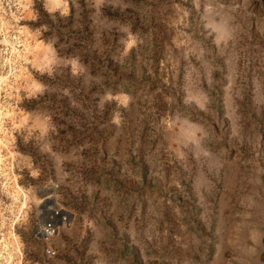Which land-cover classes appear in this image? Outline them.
<instances>
[{
	"label": "rangeland",
	"instance_id": "374dc122",
	"mask_svg": "<svg viewBox=\"0 0 264 264\" xmlns=\"http://www.w3.org/2000/svg\"><path fill=\"white\" fill-rule=\"evenodd\" d=\"M0 264H264V0H0Z\"/></svg>",
	"mask_w": 264,
	"mask_h": 264
},
{
	"label": "built area",
	"instance_id": "2783aa9c",
	"mask_svg": "<svg viewBox=\"0 0 264 264\" xmlns=\"http://www.w3.org/2000/svg\"><path fill=\"white\" fill-rule=\"evenodd\" d=\"M66 219H63V221H65ZM57 220H55L54 218H50L47 221H44L39 228V235L41 236V238L47 242L49 241V239L54 236V234L56 233V229H57ZM46 253L49 255H53L54 251L51 250L50 248H46Z\"/></svg>",
	"mask_w": 264,
	"mask_h": 264
},
{
	"label": "trees",
	"instance_id": "16d2710c",
	"mask_svg": "<svg viewBox=\"0 0 264 264\" xmlns=\"http://www.w3.org/2000/svg\"><path fill=\"white\" fill-rule=\"evenodd\" d=\"M39 13L42 14L44 17H47L48 16V13H46V11L43 10V9H40ZM107 13L112 18L118 17V14H117L116 11H113V12L112 11H108Z\"/></svg>",
	"mask_w": 264,
	"mask_h": 264
},
{
	"label": "bare ground",
	"instance_id": "6f19581e",
	"mask_svg": "<svg viewBox=\"0 0 264 264\" xmlns=\"http://www.w3.org/2000/svg\"><path fill=\"white\" fill-rule=\"evenodd\" d=\"M57 219H58V220H61V219L63 220V219H65V217H63V214L60 213V214L57 216Z\"/></svg>",
	"mask_w": 264,
	"mask_h": 264
}]
</instances>
